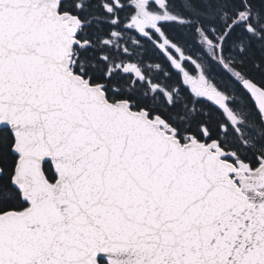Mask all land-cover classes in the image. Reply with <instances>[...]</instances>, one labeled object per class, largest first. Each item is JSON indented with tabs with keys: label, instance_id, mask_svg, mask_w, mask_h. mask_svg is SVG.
Returning <instances> with one entry per match:
<instances>
[{
	"label": "snow or ice",
	"instance_id": "6c2138e0",
	"mask_svg": "<svg viewBox=\"0 0 264 264\" xmlns=\"http://www.w3.org/2000/svg\"><path fill=\"white\" fill-rule=\"evenodd\" d=\"M0 264H264V0H0Z\"/></svg>",
	"mask_w": 264,
	"mask_h": 264
},
{
	"label": "trees",
	"instance_id": "16d2710c",
	"mask_svg": "<svg viewBox=\"0 0 264 264\" xmlns=\"http://www.w3.org/2000/svg\"><path fill=\"white\" fill-rule=\"evenodd\" d=\"M153 59H154V60H157V61L159 62V60H161L162 58L154 57Z\"/></svg>",
	"mask_w": 264,
	"mask_h": 264
}]
</instances>
